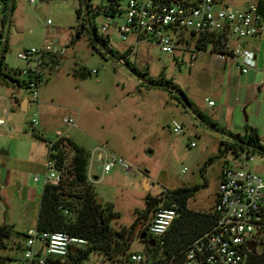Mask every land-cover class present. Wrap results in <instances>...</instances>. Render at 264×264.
I'll return each mask as SVG.
<instances>
[{
    "label": "rangeland",
    "instance_id": "1",
    "mask_svg": "<svg viewBox=\"0 0 264 264\" xmlns=\"http://www.w3.org/2000/svg\"><path fill=\"white\" fill-rule=\"evenodd\" d=\"M14 0L4 53V63L18 80V73L26 63L17 55L25 49H39L44 41L53 40L60 50L58 66L45 63L38 84V98H30L29 90L20 87L13 91L0 85V94L17 99L28 97L31 108L27 112L8 109L5 127H0V225L8 224L15 234H25L35 228L42 192L43 166L47 147L60 136H67L86 151L103 145L122 158L128 170L116 165L109 174L100 177L96 163L93 174L99 177L92 188L101 206L111 204L118 213L111 226L118 230L129 228L145 209L146 195L159 196L162 192L181 187L199 186L187 207L208 212L213 203L219 172L224 166L238 167L245 153L235 156L220 150L225 138L204 127L186 113L169 93L160 88H145L121 63L112 57L103 58L88 44L85 31L79 32L80 22L75 10L79 0ZM93 6H103L107 0H90ZM238 0L237 4H241ZM50 24H47V21ZM104 17L90 14V23L99 28ZM121 23V19H117ZM2 30L0 23V31ZM6 28H4L5 32ZM235 38H232L234 41ZM255 50L256 69L264 71V32L261 37L237 41ZM131 49L127 59L138 71L156 80L159 74L170 79L190 99L203 115L215 122L214 111L221 108L219 124L231 134L243 136L244 125L254 128L258 135L264 129V92L247 85L264 80V74L250 70L242 75L238 87L229 84L233 63L211 52L210 46L196 53L194 64H177L171 55L162 53L155 44L135 42L132 38L111 47L116 58ZM88 72V73H86ZM81 73H86L82 75ZM263 73V72H262ZM218 80L220 87L215 89ZM249 94V95H248ZM244 105L232 106L234 101ZM205 98L213 101L210 108ZM0 107V116H3ZM64 116L75 121L74 126L63 123ZM37 124L32 127L31 120ZM172 122L182 126L181 133H173ZM218 125V124H217ZM13 127V137L9 128ZM35 133L42 138H34ZM43 140H46L45 143ZM264 148V142L262 144ZM253 173L264 179V157L254 155L245 162ZM39 176V181L33 178ZM144 178L148 181L144 182ZM29 189L32 199H28ZM144 243L134 238L131 252H142ZM0 255L15 258L10 248L0 249ZM90 257L84 264H98Z\"/></svg>",
    "mask_w": 264,
    "mask_h": 264
},
{
    "label": "built area",
    "instance_id": "2",
    "mask_svg": "<svg viewBox=\"0 0 264 264\" xmlns=\"http://www.w3.org/2000/svg\"><path fill=\"white\" fill-rule=\"evenodd\" d=\"M7 0H0V18ZM110 0L106 5L108 15L97 35L106 41L107 49L118 42L132 38L135 42L155 44L162 53L171 55L177 64L186 62L191 67L196 60L197 40H219L220 49L211 51L233 63L240 75L256 68L255 50L238 44L237 41L257 38L264 32V0ZM31 3L33 1L31 0ZM121 19L118 23L117 19ZM50 24V21H47ZM235 38L232 41V38ZM44 41L39 49L22 50L17 57L26 63L20 70L24 77L30 98H38L37 77L45 64L58 66L60 50L52 43ZM207 46L211 44L207 43ZM211 48V47H210ZM51 58V60H50ZM120 60V59H119ZM123 62L122 60H120ZM264 81H260L262 88ZM208 106L214 102L205 98ZM63 123L74 126L75 121L64 116ZM7 112L0 116V127H5ZM36 119L31 120L34 127ZM173 133H181L182 126L172 122ZM10 137L14 129L9 128ZM60 137V133H58ZM264 129L258 138L262 146ZM53 143H48V154L43 164L46 173L42 184L58 186L62 170L57 168L56 159L49 156ZM50 150V151H49ZM254 155L245 154V161L238 167L224 166L221 169L215 193V203L211 210L213 225L194 239L182 252L180 260H151L143 252H131L128 264H246L248 254L257 251L264 235V179L253 173L245 162H252ZM100 177L110 173L116 165L124 170L128 167L124 160L99 145L89 151L86 166V180L92 184L99 177L93 174V165ZM38 182L39 176L33 178ZM167 194V191H166ZM68 214V211H64ZM177 203L159 207L147 224L146 236L162 244L163 238L177 218ZM251 244V248H249ZM86 240L61 231H38L29 229L23 240L19 257L6 264H63L71 249H82Z\"/></svg>",
    "mask_w": 264,
    "mask_h": 264
},
{
    "label": "trees",
    "instance_id": "3",
    "mask_svg": "<svg viewBox=\"0 0 264 264\" xmlns=\"http://www.w3.org/2000/svg\"><path fill=\"white\" fill-rule=\"evenodd\" d=\"M109 1L110 0H107V3ZM8 3L9 0L5 3L0 18L2 27V30L0 31V48L6 25ZM106 4L103 6H93L90 3V0H86L89 20L90 14L93 17L99 14L107 16L108 7ZM75 16L80 22L79 32L85 31L88 35L89 46L103 58H106L105 53H102L100 49L96 47L90 37L81 0H79V7L75 10ZM92 30L101 44L107 47L106 41L97 35L96 27L94 25H92ZM207 43L211 44V51H218L221 47L219 40H216L214 36H212L208 40L199 38L197 40L196 48L199 50H205L208 47ZM6 49L7 44L5 43L3 56L0 62V85L14 90L19 89L20 87L26 89L25 80H18L15 77V73L14 75L11 74V71L5 65L4 53L6 52ZM108 50L112 52L111 49ZM130 51L131 50L128 49L124 52L123 56L118 59L122 60L124 64H127L130 68L136 71L143 79L147 78V71H138L134 66L130 65L127 59ZM18 73L20 74V70H18ZM86 73L81 74L84 75ZM6 77L15 81L16 86L6 81ZM40 80L41 75L37 77L38 84ZM146 80L153 83H165L175 86L190 102L194 110L207 123L213 127L219 128L217 124L213 123L210 119H207L203 113L194 106L184 92L174 85L170 79H165L162 74H159L156 80ZM140 85L145 88H150L141 83ZM167 92L179 105H181L183 110L188 113L182 105L179 97L170 91ZM12 99L16 101V97L12 96ZM244 128L245 131L243 137L239 135H231L250 145L262 147L258 143V132L246 124L244 125ZM32 136L34 138H42L35 133H32ZM43 141L47 143L46 140ZM48 143H53L51 147L53 153H49V156L56 159L57 168L62 170L63 179L58 186H43L39 199V210L35 228L38 231H61L68 235L86 240L85 247L75 250L74 253L70 252L68 255L69 257L65 258L63 264H84L90 257L97 258L98 260L94 261L98 264H128V256L131 253L130 244L133 240L131 229L136 226L137 223H141L143 226L141 232H145L147 224L151 220L155 210L159 207H168L171 202L177 203L178 216L166 232L162 244L150 240L147 236L144 240H140L144 243L142 252L148 255L151 260H170L172 257L173 260H180L183 250L187 248L194 239L213 225L214 215L211 211L201 212L188 209L187 203L189 199L192 198L194 193L199 189V186H192L167 191V194L165 191L159 196L154 197L146 195L144 212L139 213L136 216L131 226L129 228L121 227L118 230L113 229L111 222L119 216L118 213L112 210L111 204L101 206L93 191L92 184L88 183L86 180V166L89 152L76 145L68 137L60 136L54 142ZM222 149L224 151H230L235 156H237L239 152H243L247 155H259L264 157V155L231 142L228 139H224L220 142V150ZM65 210L68 211V214H64ZM25 236L26 233H18L12 238L11 226L8 224L0 225V249L10 248L17 256H19L23 249V240ZM149 241L153 242L152 246H149ZM16 258L17 257L9 258L0 255V264H6V262L15 260ZM246 264H264V235L259 249L248 254Z\"/></svg>",
    "mask_w": 264,
    "mask_h": 264
},
{
    "label": "water",
    "instance_id": "4",
    "mask_svg": "<svg viewBox=\"0 0 264 264\" xmlns=\"http://www.w3.org/2000/svg\"><path fill=\"white\" fill-rule=\"evenodd\" d=\"M81 2H82V7H83V10H84V17H85L86 22H87V27H88V30H89L90 37L93 40V42L96 45V47L98 49H100V51L102 53H105L107 56L112 57L113 59H115L119 63H121L123 65V67L132 76H134L141 84H143L144 86H147V87H150V88H160V89H164V90H167V91H170V92L176 94L179 97L182 105L185 107L186 111L189 114H191V116H193L198 122H200L207 129H209V130L215 132L216 134L228 139L231 142L237 143V144H239L241 146L247 147L249 149H252V150L264 155V148L263 147L250 145V144L244 142L243 140L236 138L235 136L231 135L230 133H228V132H226V131H224L222 129L213 127L209 123H207L194 110V108L192 107L190 102L182 95V93H180V91L175 86L170 85V84H165V83H153V82H150V81H146L136 71H134L132 68H130L127 64H124L118 58H116L113 55V53L110 52L105 46H103L101 44V42L98 40L96 34L92 30V25H91L90 20H89L88 9H87V6H86V0H81ZM13 3H14V0H9L8 7H7V13H6V25H5L6 30H5V32L3 34V40H2V44H1V48H0V62H1V58L3 56V50H4V46H5L6 39H7L8 29H9V26H10V19H11V15H12ZM5 80L16 86V82L11 80V79H9L8 77H6ZM141 228H142V224L139 223L137 228H136V232L139 233L138 240H144L146 238V233L145 232H141ZM152 245H153V242L149 241V246H152ZM248 247L251 248V244H249ZM71 252L74 253L75 249L74 248L71 249ZM68 257L69 256H67L66 258H68Z\"/></svg>",
    "mask_w": 264,
    "mask_h": 264
},
{
    "label": "crops",
    "instance_id": "5",
    "mask_svg": "<svg viewBox=\"0 0 264 264\" xmlns=\"http://www.w3.org/2000/svg\"><path fill=\"white\" fill-rule=\"evenodd\" d=\"M261 37V36H260ZM259 37V38H260ZM131 50V49H130ZM132 52V51H131ZM256 52V51H255ZM257 58V56H256ZM259 66L257 65V62H256V67ZM254 72L255 74L256 73H261V74H264V71H259L257 70L256 68L254 69ZM263 72V73H262ZM241 77L242 75H240L237 70H232V72H230V75H229V84L232 85L233 87L232 88H235V87H238V84L240 83L241 81ZM261 81H264L263 79ZM260 82V81H259ZM258 83H252L250 85H247V89H254L255 86L258 87ZM2 87H5V86H2ZM220 87V82L218 80L215 81L214 83V88L217 89ZM7 90H9L10 94L12 93L13 94V91L14 89H11V88H8V87H5ZM258 89L260 91H263L264 92V85L262 88H259ZM11 94V95H12ZM249 95V94H248ZM248 100V97H246V99L244 101H240V100H235L233 104H231L232 106H235L237 104H240L241 106L244 105ZM0 107H3V112H7L8 114V109L9 110H12L13 107H17L19 110L23 111V112H27L30 108H31V102H30V99L28 97H23V98H20V99H17L16 98V101H14L12 99V96L8 95V94H0ZM210 108H214L215 107V104L214 106H209ZM223 113V110L221 108H217L215 111H214V118H215V122L218 124V127L221 128V125L219 124V121H220V114ZM7 118H8V115H7ZM224 130V129H223ZM228 133L231 134V131L230 130H224ZM57 133H60L61 135V131L59 129H57ZM244 136V134H243ZM242 136V137H243ZM65 137H69V135L65 136ZM224 138V137H223ZM71 139V138H70ZM226 139V138H225ZM46 147L47 145L44 144ZM1 155H6L5 152L1 151L0 152ZM47 154H48V148H47V153H46V157H47ZM221 172V170H220ZM219 172V174H220ZM219 176V175H218ZM34 181V180H33ZM145 181H148V184L150 185V182L147 178H144L143 180V185H144V182ZM31 192L30 189H29V192H28V199H32L33 197L31 196ZM215 193H216V190L214 192V195H213V203L212 205L208 208L210 209L209 211L212 210L213 206H214V203H215Z\"/></svg>",
    "mask_w": 264,
    "mask_h": 264
},
{
    "label": "flooded vegetation",
    "instance_id": "6",
    "mask_svg": "<svg viewBox=\"0 0 264 264\" xmlns=\"http://www.w3.org/2000/svg\"><path fill=\"white\" fill-rule=\"evenodd\" d=\"M146 79H149V78L147 77V78H145V80H146ZM146 81H148V80H146ZM138 224H139V223H137L136 226H134V227L131 229V234H132V238H133V239H134V238H137V239H138L139 233L136 232V228H137ZM142 227H143V226H142ZM141 231H142V228H141Z\"/></svg>",
    "mask_w": 264,
    "mask_h": 264
}]
</instances>
